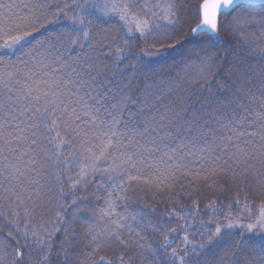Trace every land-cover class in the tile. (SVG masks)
<instances>
[{
  "label": "trees",
  "instance_id": "trees-1",
  "mask_svg": "<svg viewBox=\"0 0 264 264\" xmlns=\"http://www.w3.org/2000/svg\"><path fill=\"white\" fill-rule=\"evenodd\" d=\"M4 2L8 3L9 0ZM12 2L17 5L15 10L21 13H27L25 5L47 3L51 11L33 10L37 15L43 11L51 19L56 6L64 7L70 0ZM185 3L186 6L180 0L178 15L181 18L176 25L177 31H187L190 19L195 15L196 3H189L190 8L188 2ZM249 11L257 19L264 15V7H249ZM56 14L62 18L46 24L40 33L35 34L40 38L47 37L51 44L56 43L57 36L66 31L61 25H67L72 17L70 10L66 16L58 12ZM154 33L150 36H140L138 33L123 36L114 24H109L104 31L97 33L91 47L86 44L84 48H75L70 55L74 59L86 61L96 56L93 49L99 47V42L124 44L127 51L122 55L131 59L119 61L122 66L120 71H115L116 63L109 61L105 69L107 78L101 77L96 84L103 85L99 88L101 93L108 88L114 89L105 101L106 105L113 102L111 97L116 90L123 89L127 94L124 117L128 119L129 113H134L131 117L133 123L145 119L150 113L158 117L159 112H167L169 120L162 122L164 127L157 125V133L149 131L145 139L168 132L174 138L180 133L183 138L188 135L185 131L188 122H193L195 127L192 135L203 136L208 140L215 137L216 144L221 145L228 143L225 137L235 135L232 129L253 133L240 139L245 154L234 160L231 153L235 148L229 147L223 152L215 148L211 158L189 160L188 169L166 176L163 184L129 182L127 200H117L115 210L124 215L136 213L137 220L129 222L138 225L139 236L130 237L123 232L119 240L102 237L94 244L85 221H95L99 210L105 207L104 188L97 191L96 182L93 181L86 187L76 186L73 189L72 183L78 169L64 167L67 151L62 152L58 163L53 155L57 150L48 143L46 137L16 140L12 138L17 135L13 131L12 137H9L10 144L0 139V173H3L0 175V210L19 213L21 234H16L15 229L12 234L0 232V264H62L66 258L70 259V264H102L108 260L113 264H141V252L152 258L149 249L159 250V257L154 258L155 264H161V258L162 264H170L168 256L173 249L180 251L202 244L208 249L204 253L206 264H244L245 258L261 264L264 253L259 248L255 253L245 249L237 256L227 254L233 244L240 240L243 229H228L225 226L235 221L249 222L247 214L242 213L245 203L258 207L264 201V135L261 134L264 133V117L261 116L264 113V28L259 23L247 27L236 26L229 20L215 44V66L210 71L203 70L207 73L206 78H202L201 68L194 59L186 62V58L179 55L167 61L149 58L150 53L160 48L158 41L165 38V34ZM192 43L195 45L196 41ZM151 47L157 50L152 52L149 50ZM65 55L69 53L65 52ZM137 57L140 59L137 60ZM133 64L138 67L132 69ZM10 87L15 91L20 85L13 81ZM217 101L226 103V108L217 112ZM141 107L144 108L143 112L140 111ZM224 113L227 115L224 116ZM229 120L232 121L231 128L220 127L221 123L226 124ZM24 135L28 136L29 132L26 131ZM32 139L37 143L32 144ZM176 143H179V139ZM200 143H204V140L201 139ZM73 144L79 148L78 140L65 143L62 148L71 149ZM5 165H8L7 169ZM220 166L223 171H209L207 176L204 175L210 167ZM57 176L60 177L59 181L56 180ZM15 193H20L22 199L13 204L11 200L15 199ZM73 199L76 204L72 203ZM210 202L214 204L212 210L205 207ZM26 209L30 212L28 217H25ZM26 219L30 221L29 236L24 239L23 221ZM57 220L61 223L57 224ZM217 226L222 231L209 246L206 238L213 234ZM32 229L39 236L33 237ZM185 236L190 243H185ZM165 244L169 246L165 248ZM139 245H143V249ZM65 250L70 253V257L65 256ZM17 252L21 253L19 258ZM121 255L125 256L124 261L119 259Z\"/></svg>",
  "mask_w": 264,
  "mask_h": 264
},
{
  "label": "snow or ice",
  "instance_id": "snow-or-ice-1",
  "mask_svg": "<svg viewBox=\"0 0 264 264\" xmlns=\"http://www.w3.org/2000/svg\"><path fill=\"white\" fill-rule=\"evenodd\" d=\"M25 7L28 8L27 13H21L15 10L17 5L12 0L8 3L0 0V139L10 144L9 137H12L13 131L17 133L12 137L16 140L46 137L48 143L57 150L53 153L57 162H60L62 152L67 151L68 155L63 160L64 167L69 170L78 169L75 173L76 179L72 183L73 189H76V186L86 187L93 181L96 182L97 191L104 188L105 207L99 210L95 221H85L89 226L91 242L95 244L102 237L119 240L123 232L130 237L139 236L138 225L134 226L129 222L137 220L136 213L124 215L115 210L117 200H127L129 182L163 184L166 176H173L177 171L188 169L189 160L211 158L215 148H220L221 152L229 147L235 148L231 153L234 160L245 154L240 139L253 133L232 129L235 135L225 137L228 143L221 145L216 144L215 137L208 140L203 136L192 135L195 127L193 122H188L185 129L188 135L183 138L180 133L174 138L172 133L168 132L145 139L149 131L157 133V125L164 127L162 122L169 120L167 112H159L157 109L158 117L150 113L145 119L133 123L131 117L134 113L130 112L128 119L124 117L127 94L123 89L116 90L111 97L113 102L106 105L105 101L114 89L108 88L106 92L101 93L99 88L103 85L96 84L101 77L107 78L105 69L108 68L109 61H114L115 71H120L122 66L119 61L131 59L122 55L127 51L124 44L99 42V47L93 49L96 56L86 61L74 59L70 55L75 48H84L86 44L91 47L97 33L104 31L109 24H114L123 36H132L134 33L150 36L154 32L157 35L163 32L165 38L158 41L160 48L152 55L161 61H167L177 55L186 58V62L194 59L201 68L202 78H206L207 73L203 70L210 71L215 66V44L220 39V31L227 27L229 20L236 26L247 27L259 23L264 28V15L257 19L249 11V6L244 0H197L195 15L191 17L187 31H177L175 27L181 18L178 15L180 0H175L162 11L159 3L153 4L150 0H103V3L70 0L64 7L57 5L51 19L44 15L43 11L37 15L33 10L36 8L51 11V6L47 3ZM69 10L72 17L67 25H61L66 31L57 36L56 43L51 44L47 37H43V33V38L35 35L40 33L46 24L62 18L57 12L66 16ZM193 41H196L195 45ZM46 44L49 46L45 47ZM65 52L69 55L66 56ZM137 67L136 64L131 66L132 69ZM13 81L20 85L15 91L10 87ZM215 106L217 112H220L226 108V103L217 101ZM140 111L143 112L144 108L141 107ZM226 115L224 113V116ZM261 116L264 117V113ZM231 124L232 121L229 120L226 124L221 123L220 127L231 128ZM26 131L29 132L28 136L24 135ZM201 139L204 143H200ZM76 140L79 141V148L75 144L71 149L62 148L65 143ZM169 140L172 141L171 144L168 143ZM36 143L37 141L32 139V144ZM5 168L7 169L8 165H5ZM217 170L224 169L222 166L210 167L204 175ZM59 179L57 176L56 180ZM14 195L15 199L11 200L13 204L22 199L20 193ZM28 198L31 199L30 196ZM72 203L76 204V200L73 199ZM205 207L212 210L214 204L210 202ZM75 211L74 209V213ZM242 213L247 214L246 219L249 222L235 221L225 226L228 229H243L240 240L233 244L227 254L237 256L245 249L255 253L257 248L264 253V201L258 207L245 203ZM29 215L30 212L26 209L25 217ZM29 223L27 219L23 221L24 239L29 236ZM56 223L61 221L57 220ZM13 229L16 234H21L19 213L0 210V232L7 231L12 234ZM221 231V227L217 226L213 234L206 238L209 246ZM65 232L67 234V230ZM31 235L36 237L39 233L32 229ZM184 241L186 244L190 243L187 236ZM168 246L164 245L165 248ZM139 247L143 249L144 246ZM207 250L203 244L199 247L192 245L191 249L180 251L173 249L168 259L170 264H177V258L179 264H206L204 253ZM148 251L152 258L141 252V264H155L154 258L159 257V250ZM20 256L21 253L17 252V257ZM65 256L70 257L67 250ZM44 259L47 260V256ZM119 259L124 261L125 256L121 255ZM62 264H70V259L66 258ZM102 264L113 262L108 260ZM244 264H255V261L245 258ZM261 264H264V258Z\"/></svg>",
  "mask_w": 264,
  "mask_h": 264
},
{
  "label": "rangeland",
  "instance_id": "rangeland-1",
  "mask_svg": "<svg viewBox=\"0 0 264 264\" xmlns=\"http://www.w3.org/2000/svg\"><path fill=\"white\" fill-rule=\"evenodd\" d=\"M188 2V6H189V3H192V4H194V3H197V0H183V5L184 6H186V3L185 2ZM91 2H96V3H103V0H91ZM150 2L151 3H153V4H156V3H159L160 4V8H161V11L164 9V8H166L169 4H173L174 2H175V0H150ZM187 9H189L190 8V6H189V8L188 7H186ZM190 10V9H189ZM190 14H191V12H190ZM173 19H175V17H173ZM160 23H163V21H159ZM177 25V24H176ZM176 27V26H175ZM157 31H159V30H157ZM139 34V33H138ZM160 34H165V33H163V32H161ZM140 35V34H139ZM154 35H157L156 33H154ZM153 38H157V37H153ZM149 50H151L152 52H155L157 49H152V47L151 48H149ZM153 53H150L149 54V58H151L152 60H155V59H157V57H155V56H153L152 55ZM146 55H148V53H146ZM257 80H259V79H257ZM258 82H260V81H258ZM196 182H197V180H196ZM198 182H199V180H198Z\"/></svg>",
  "mask_w": 264,
  "mask_h": 264
},
{
  "label": "water",
  "instance_id": "water-1",
  "mask_svg": "<svg viewBox=\"0 0 264 264\" xmlns=\"http://www.w3.org/2000/svg\"><path fill=\"white\" fill-rule=\"evenodd\" d=\"M249 7H264V0H244Z\"/></svg>",
  "mask_w": 264,
  "mask_h": 264
}]
</instances>
